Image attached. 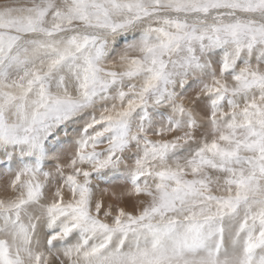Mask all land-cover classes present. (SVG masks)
<instances>
[{"label":"snow or ice","instance_id":"6c2138e0","mask_svg":"<svg viewBox=\"0 0 264 264\" xmlns=\"http://www.w3.org/2000/svg\"><path fill=\"white\" fill-rule=\"evenodd\" d=\"M0 264H264V0L0 5Z\"/></svg>","mask_w":264,"mask_h":264},{"label":"rangeland","instance_id":"374dc122","mask_svg":"<svg viewBox=\"0 0 264 264\" xmlns=\"http://www.w3.org/2000/svg\"><path fill=\"white\" fill-rule=\"evenodd\" d=\"M6 2H7V0H0V5L4 4Z\"/></svg>","mask_w":264,"mask_h":264}]
</instances>
